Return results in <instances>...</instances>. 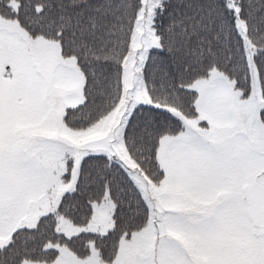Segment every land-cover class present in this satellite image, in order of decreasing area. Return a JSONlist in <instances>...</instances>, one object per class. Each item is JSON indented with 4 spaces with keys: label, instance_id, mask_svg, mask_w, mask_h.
Returning a JSON list of instances; mask_svg holds the SVG:
<instances>
[{
    "label": "snow or ice",
    "instance_id": "6c2138e0",
    "mask_svg": "<svg viewBox=\"0 0 264 264\" xmlns=\"http://www.w3.org/2000/svg\"><path fill=\"white\" fill-rule=\"evenodd\" d=\"M0 264H264V0H0Z\"/></svg>",
    "mask_w": 264,
    "mask_h": 264
}]
</instances>
